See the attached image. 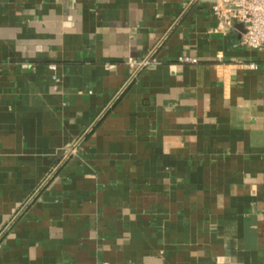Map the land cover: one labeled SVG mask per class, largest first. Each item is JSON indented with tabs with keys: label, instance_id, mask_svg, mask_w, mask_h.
Here are the masks:
<instances>
[{
	"label": "crops",
	"instance_id": "crops-1",
	"mask_svg": "<svg viewBox=\"0 0 264 264\" xmlns=\"http://www.w3.org/2000/svg\"><path fill=\"white\" fill-rule=\"evenodd\" d=\"M214 1L0 0V264H264V48Z\"/></svg>",
	"mask_w": 264,
	"mask_h": 264
},
{
	"label": "built area",
	"instance_id": "built-area-1",
	"mask_svg": "<svg viewBox=\"0 0 264 264\" xmlns=\"http://www.w3.org/2000/svg\"><path fill=\"white\" fill-rule=\"evenodd\" d=\"M212 13L228 28L237 24L243 26L240 45L253 50L264 48V0H215ZM183 61L198 63L195 57L185 56ZM135 69H140L149 62V58L136 62L131 59ZM251 68L256 67L250 63Z\"/></svg>",
	"mask_w": 264,
	"mask_h": 264
},
{
	"label": "water",
	"instance_id": "water-1",
	"mask_svg": "<svg viewBox=\"0 0 264 264\" xmlns=\"http://www.w3.org/2000/svg\"><path fill=\"white\" fill-rule=\"evenodd\" d=\"M235 27H236V26H235ZM237 27H238L237 29L240 30V31H243V30H244V29H243V26H242L241 24H238ZM53 174H54V173H53ZM53 174L51 175V177L53 176ZM51 177H49V179H50ZM49 179H48V180L42 185V187H43V186L49 181ZM42 187H41L39 190H41ZM39 190H38V191H39ZM38 191L35 193L34 197L37 195ZM34 197H33V198H34Z\"/></svg>",
	"mask_w": 264,
	"mask_h": 264
}]
</instances>
